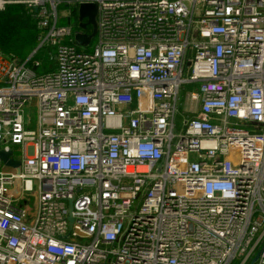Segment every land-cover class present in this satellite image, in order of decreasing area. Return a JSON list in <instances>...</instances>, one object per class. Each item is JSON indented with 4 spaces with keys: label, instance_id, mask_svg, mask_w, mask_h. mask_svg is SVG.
Instances as JSON below:
<instances>
[{
    "label": "built area",
    "instance_id": "2783aa9c",
    "mask_svg": "<svg viewBox=\"0 0 264 264\" xmlns=\"http://www.w3.org/2000/svg\"><path fill=\"white\" fill-rule=\"evenodd\" d=\"M12 4L38 34L0 50V264H264V0Z\"/></svg>",
    "mask_w": 264,
    "mask_h": 264
},
{
    "label": "trees",
    "instance_id": "16d2710c",
    "mask_svg": "<svg viewBox=\"0 0 264 264\" xmlns=\"http://www.w3.org/2000/svg\"><path fill=\"white\" fill-rule=\"evenodd\" d=\"M69 13L68 22L77 29L76 7L71 6ZM37 34L36 21L26 6L12 4L0 12V50L6 56L24 60L33 50Z\"/></svg>",
    "mask_w": 264,
    "mask_h": 264
},
{
    "label": "water",
    "instance_id": "95a60500",
    "mask_svg": "<svg viewBox=\"0 0 264 264\" xmlns=\"http://www.w3.org/2000/svg\"><path fill=\"white\" fill-rule=\"evenodd\" d=\"M77 30L74 32V41L80 46L89 44L90 40L95 35V18H96V6L93 3H80L77 8ZM85 20V22H84ZM88 25L91 27V33L86 34V28ZM11 152L0 151V160L7 166L14 167L16 172L19 173V162L9 158ZM13 196H18L20 193V180H14V188L11 191ZM68 211H71V204L68 206ZM69 223L72 222L70 215L68 216ZM257 256L254 257L250 264L256 260Z\"/></svg>",
    "mask_w": 264,
    "mask_h": 264
},
{
    "label": "rangeland",
    "instance_id": "374dc122",
    "mask_svg": "<svg viewBox=\"0 0 264 264\" xmlns=\"http://www.w3.org/2000/svg\"><path fill=\"white\" fill-rule=\"evenodd\" d=\"M63 6V9L61 10V9H59L58 10V12L60 13V14H63V15H65V16H67L68 15V10H66L65 9V6L64 5H62ZM86 32L87 33H91V27L88 25V27H87V29H86ZM93 39H92V43H93ZM185 90L186 91H191L192 90V87H190V86H188V87H185ZM26 113H27V110H26Z\"/></svg>",
    "mask_w": 264,
    "mask_h": 264
}]
</instances>
